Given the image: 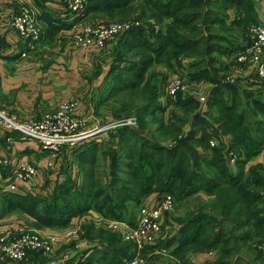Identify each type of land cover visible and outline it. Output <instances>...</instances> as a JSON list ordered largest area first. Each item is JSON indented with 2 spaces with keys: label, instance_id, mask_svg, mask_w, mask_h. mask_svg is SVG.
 <instances>
[{
  "label": "trees",
  "instance_id": "obj_1",
  "mask_svg": "<svg viewBox=\"0 0 264 264\" xmlns=\"http://www.w3.org/2000/svg\"><path fill=\"white\" fill-rule=\"evenodd\" d=\"M141 1L145 8L131 6L134 0L87 1L84 13L136 9L135 19L139 21L137 26L109 42L110 48L107 44L101 50V55L109 57L111 62L101 83L104 91L100 89L96 109L109 101L110 95L116 97L140 90L145 97L134 115L140 120L139 125H143L142 119L151 115L150 111H160L171 101L169 97L164 102L160 98L168 74L151 70L156 65L167 66L173 74L185 71L189 82L211 83L206 108L202 109L198 98L192 96L178 97L179 101L174 99L175 107L187 114V118L177 117L168 125H161L158 130L164 128L168 133L161 140L150 139L143 134L142 128L129 127L126 123L105 132L104 143L108 145L105 158L109 159L107 169L111 178L108 188L95 177V171L99 170L96 160L100 148L96 138L100 136L84 138L72 147V151L65 150L64 156L68 161L73 157L74 161L86 164V171L80 168L75 177L73 167L77 169L78 166L73 162L67 175L59 173L56 184L47 183L46 187L51 191L48 194L21 195L13 190L3 191L0 216L19 211L30 217L34 215L38 220L59 223L60 227L79 211L94 209L91 213L97 215L96 210H101L105 216L118 218L114 208L120 207L119 215H122V207L128 201H137L146 195L159 199L160 195L171 194L177 199L175 209L179 213L169 218L176 230L164 245H173L169 256L175 264H185V254L189 251L204 253L210 250H216L217 255L204 264H264V253L261 252L264 247V206H260L264 205V197L260 194L264 188V175L253 174L254 165L249 166V172L245 169L248 160L264 146V118H249L244 109H239L244 100L246 110L264 115V99L251 89L242 90L238 84L224 81L230 65L219 62L218 55L233 46L228 36L233 27L246 34L249 24L255 22L250 0ZM63 2L65 4L66 0ZM147 10L151 11L154 20L142 22ZM230 11L235 13L233 20H229ZM0 37L1 50L7 44ZM180 57L191 59L185 70L177 67ZM101 70L97 65L93 75L98 76ZM225 92L231 95L230 102L224 99ZM212 111L216 115H212ZM109 115L117 118L131 116V112L122 116L109 112ZM218 129L231 136L230 147L238 152L233 165L235 171L224 159L226 146L222 142L215 146L209 144L211 137L218 139ZM122 147L126 148L124 155L119 151ZM199 148L212 155L207 156ZM119 173L129 175L130 180L121 182ZM248 173L252 174V181H249ZM205 194L211 199L206 200ZM192 197H195L193 205L187 202ZM50 200L53 207L47 215L36 214V210L44 208ZM186 204L191 208L185 210ZM93 229L94 226L86 225L83 227L85 233H80V237L90 240L87 244L93 247L84 250L79 259L71 258L70 263L125 264L134 255V245L117 232L95 234ZM160 242L161 239L158 246H162ZM245 252H251V258L243 260ZM38 257L48 264V258L38 251L28 252L25 260L17 264H40Z\"/></svg>",
  "mask_w": 264,
  "mask_h": 264
},
{
  "label": "crops",
  "instance_id": "obj_2",
  "mask_svg": "<svg viewBox=\"0 0 264 264\" xmlns=\"http://www.w3.org/2000/svg\"><path fill=\"white\" fill-rule=\"evenodd\" d=\"M250 3L254 12L255 22L250 23L249 26L254 24L264 27V0H250ZM0 5L2 11L10 10L12 8V0H0ZM36 5L41 7L42 36L34 49L26 51L25 56L20 55V51L25 46L19 36L15 32L11 34L10 30H1L0 35L4 38L7 46L0 50V106L8 108L10 112L20 117H39L48 111L56 109L66 100L76 99L80 106V110L76 114L86 116V121L87 119H89L88 122L98 120L101 122L96 125L98 127L114 121L111 119L109 112L96 113V117H94V114L91 115L92 111L97 112L96 106L91 101L86 102L91 99L93 94L98 93L97 87L102 83L103 77L108 72L111 62L110 58L102 56L101 49L94 46L89 47V49H75L67 41L68 30L72 28L74 30L75 18L67 12L63 0H37ZM228 14L229 20H233L236 17L233 11ZM249 26L246 34L238 32L236 30L237 27H233V31L229 32L228 36L232 39V45L235 47L232 48V46L226 52L218 54L219 62L223 64L233 63L234 56L238 52L234 51L249 44ZM111 45V43L108 44L107 48H110ZM103 57L105 58L103 63H101L100 61ZM184 60H186L185 65H187L191 59L184 58ZM97 65H100L102 70L98 76H94L93 71ZM228 69L227 76L231 79V75L236 70L231 66ZM237 76L238 85L242 90L251 89L256 96L264 99V80H260L254 75L249 77L247 70L242 71L241 74L238 72ZM198 82H203L207 90L212 87L209 82L202 80ZM83 110L89 111V113L81 114L80 112ZM212 115H216V113L212 111ZM91 116L93 118H89ZM5 131L0 127V155L7 156L9 163H11L6 167L0 168V194L2 190H9L8 178H11L10 170L13 165H16L21 160L23 161L31 156L29 159H33L32 161L37 163L38 172H43L46 168V156L44 157L41 154L42 151L35 141L15 138ZM250 165L264 167V146H262L258 154L248 160L245 169ZM55 166L52 172L56 174L51 175L53 178H49L48 184L59 180V158L55 161ZM230 168L235 171L233 165ZM15 184L16 188L13 192L21 195L33 193L36 188L30 183L21 182V180H15ZM4 214L6 215L0 216V230L13 226L14 222L25 224L22 220L17 219H26V214L23 212L11 211ZM93 215L97 217V215ZM27 217H29L27 218L28 220H31L30 216L27 215ZM162 218L161 224L163 226L164 219ZM67 233L68 231L64 235ZM85 247L89 249L93 246L88 244L83 249H86ZM133 251L135 252L134 247ZM201 257L197 256L198 259Z\"/></svg>",
  "mask_w": 264,
  "mask_h": 264
},
{
  "label": "built area",
  "instance_id": "obj_3",
  "mask_svg": "<svg viewBox=\"0 0 264 264\" xmlns=\"http://www.w3.org/2000/svg\"><path fill=\"white\" fill-rule=\"evenodd\" d=\"M20 6L16 10L3 11L0 13V33L2 29L13 30L18 34L23 41L25 48L20 51V55L25 56L28 49H34L40 42L42 31L39 25L41 12L36 5L35 0H16ZM88 0H66V10L75 16H80L87 7ZM2 11V10H1ZM139 24L138 20L126 23H104L94 21L87 23L79 30H75L72 39V44L75 48L85 49L94 46L98 49H103L107 43L114 40L119 35H122L133 26ZM6 30V32H7ZM249 44L238 51L234 56L235 65L233 68L236 71H248L250 75H254L260 80H264V27L258 25L249 26ZM185 70V69H184ZM237 75L233 73L231 80H235ZM197 86L198 100L203 109L206 105L208 90L200 91L203 82L190 83L187 80L185 71L175 73L170 78L161 95V100L164 102L168 97H174L181 91ZM175 98V97H174ZM79 103L76 100H66L62 102L58 108L53 109L38 118L32 117L26 122H18L14 117H7L3 112H0V126L6 131L17 130L24 137H28L37 141L44 149H57V144L60 141H67L69 145H75L77 142L89 137L90 135L99 134L102 130L110 127L115 128L122 123H127V120L119 122H110L99 127H93L86 132L79 129V126L86 122V116L80 119L73 120L72 115L79 110ZM225 134L210 140V145L215 146L226 140ZM73 145V146H74ZM236 158L233 155L231 161ZM237 159V158H236ZM235 162V161H234ZM233 162V163H234ZM11 163V162H10ZM9 160L0 155V167L10 164ZM232 163V162H231ZM34 174V170L29 162L20 161L13 165L8 178L9 190L16 188L15 180H25ZM11 182V183H10ZM173 209V197L171 194H164L160 199L150 205H145L139 210V217L134 225L126 222H120L119 232L121 238L131 242L134 245L135 253L128 259L125 264H149L148 261L141 255L143 248L146 245H154L156 239L161 234V218L164 212ZM70 232L68 231L67 234ZM54 236H44L37 232L26 231L22 232L19 228L0 230V263L17 264L23 261L28 252L38 251L48 257V264H57L58 258L53 257L52 251L55 243ZM155 250L160 254H168L169 249L164 246H157ZM70 254L66 253L64 257ZM202 256L197 258V256ZM216 250H210L204 253H194L190 259L193 264H198L201 260L206 261L215 258Z\"/></svg>",
  "mask_w": 264,
  "mask_h": 264
},
{
  "label": "rangeland",
  "instance_id": "obj_4",
  "mask_svg": "<svg viewBox=\"0 0 264 264\" xmlns=\"http://www.w3.org/2000/svg\"><path fill=\"white\" fill-rule=\"evenodd\" d=\"M64 5H66V4H64ZM134 5H138L139 7H141V9L146 7L145 3H143L141 0H134L133 5H131V6H134ZM19 6H20V4L16 0H12V8L9 11L16 10V9H18ZM38 8L41 12V9L39 6H38ZM67 12L70 13L69 11H67ZM150 12H151L150 10L146 11V14H145L146 16L142 22H144V21L151 22L150 21L151 19L154 20V18L151 17L152 13L150 14ZM0 13H5V12L1 11V9H0ZM138 13H140V12H138ZM136 14H137L136 9L135 10L127 9L123 12H121V11H105V10L94 12L91 10V11H87L85 13L83 12V14H81L80 16H75V23L73 24V26H74V30L76 29V31H77L81 28V26H83L87 23H90V22H94V21H101L104 23L134 22L136 20L135 17H137V16H135ZM72 16H73V14H72ZM39 25L41 28L40 18H39ZM163 28H164L163 30H165L164 26H163ZM74 30H73V28L71 30H68L69 34L66 35L67 41L71 44H72L73 36L76 32ZM13 32H14L13 30H10L11 34H14ZM111 41H109V42H111ZM50 47H51V45H50ZM75 49H77V48H75ZM85 49H87V48H85ZM185 62H186V60H184L183 57H180L178 60L177 67H180L181 70L186 69L187 66L185 65ZM229 65L231 67H233L235 65V62L234 61H233V63L230 62ZM151 70H154V71L161 70L164 74H166V75L168 74V77H167V79H166V81L162 87V93H163L164 88H165L168 80L170 78H172V76L175 73L173 74L172 71H170L167 68V66H163V65H159V66L156 65V66L152 67ZM238 72L239 71H236L233 73H235L237 75ZM241 73H242V71L240 72V74ZM147 77H145V78H147ZM237 77L235 80H231L226 75L224 78V81H229L231 83L238 84V81H237L238 78ZM190 83H193V81H190ZM195 83H198V82H195ZM143 87L144 86H142L141 88H143ZM97 89L99 90L98 93H100L101 84H99V87H97ZM102 91H104L103 88L101 89V92ZM200 91H203V92L207 91L206 85H204V83L200 87ZM93 92H96V91H93ZM98 93L93 94L91 99H88L86 102L91 101L96 106V103H97L98 98H99ZM143 94H145V93H141L140 90H135V91L132 90L130 92L121 93V94L117 95L116 97H111V95H110L109 101H107L105 104L100 105L97 112L92 111L91 115L94 114V117H96L97 116L96 113L102 114V113H106V112L107 113L112 112L114 115L122 116L123 114L131 112V116L123 115L124 117H117V118H113L111 116V119H113L114 121L117 119L116 122H119V120H127V123L125 125H127L129 127L130 126H133V127L138 126V127L142 128L141 130H142L143 134L148 135V137L150 139L161 140L162 138H166L167 134H168L164 128H161V130H158V128L161 125H168V122L174 121L175 118H177V117L187 118V114H184L181 109H179L178 107H175L174 99L179 101L178 97H180V99H182V98H187L189 96H192L194 98H198V96H199L198 92H197V86L195 84L191 88L186 89V91H183V92L179 91L176 94V96H174L175 98L169 97V98H171V101H169L170 104L167 105L165 108H163L160 111H156L154 109L152 111H150L151 115H148L146 118L142 119V120H144L145 123L140 126L139 125L140 120L138 121V119L134 115V113L136 112L138 107L141 105L140 103L143 102V100H144L145 95H143ZM101 96H103V95H101ZM224 99L227 102H230L231 101V95L228 94L227 92H225ZM73 100H76V99H73ZM86 105H88V104H86ZM124 106H126V108H124ZM204 108H206V105ZM240 108L244 109L245 114L249 118L250 117L251 118H264V115H262L260 113L254 114L253 110H246V104H245L244 100H242L241 105L239 106V109ZM107 110H109V111H107ZM0 112H3L7 117H14L16 121L21 122V123L26 122L27 120L32 118V117H28V118L20 117L17 114L10 112V110L8 108L2 107V106H0ZM85 112H86V114L89 113V111H86V110H83L80 113L83 114ZM71 117L73 120H76V119H80L82 116H79L75 113V115H72ZM34 118H38V117H34ZM89 118H93V116H91ZM88 120L89 119H87V121L83 125L79 126L80 130L88 132L91 129H93L94 126L101 123L98 120H92L90 122H88ZM100 120H103V119H100ZM114 121H111V123ZM165 123H167V124H165ZM0 126H2V125L0 124ZM119 126H121V124ZM96 127H98V126H96ZM253 127H254V125H253ZM112 129L113 128L110 127L106 130L105 129L102 130L99 134L90 135L89 137H87L88 139H90V138H95L94 136H100V137L96 138L100 148H99V151L97 154V160H96L97 169H99V170L95 171V177L99 178V180H101V182L104 183L103 187L106 186L107 188L111 184V178L109 175V171L107 169L108 165L110 164L109 159L105 158V154L108 151V145L106 143H104V139L107 136L105 132L112 130ZM146 130H147V132H146ZM5 132L9 135L14 136L15 138H23V139L32 140L28 137H24L22 135V133L17 131V130H11V131H8V132L5 131ZM218 132H219V136L223 135V133L219 129H218ZM259 133H257V135ZM87 138H85V139H87ZM214 138H215V136L211 137L209 139V144H210V140H213ZM33 141H35V140H33ZM35 142L39 146V149L42 151L41 154L44 155V157L46 156V159H45V167L46 168L43 172H40V171L38 172L37 163L33 162L32 161L33 159H29V158H31V156H29L28 158H25L23 160V161L29 162L30 165L32 166L33 170H34V174L32 176H30L29 178H27L25 180H21V182L30 183L31 185H34L33 187H36L32 194L41 195L40 192H44L46 194L49 193L50 189L47 188L46 185H47L49 178L50 177L53 178L51 175L56 174L55 172H52V171L56 167L55 161H57L58 158H59V172L60 173L62 172V173H65L67 175L70 172V170L72 169V166H73L72 163L73 162H75V164L78 166L77 169H75L73 167L74 172L76 173L75 177H78V170L80 168H82L83 171H86L88 169V166L86 164H84L83 162L82 163L76 162V161H74L73 157H72V159L69 158V161H68V160H66V157L64 156L65 150L69 149L70 151H72L73 150L72 147L76 146L78 144V142L75 145L73 144L74 145L73 146V145H69V142H67V141H60L59 140V144H57V149H55V150L54 149H44L41 147V145L37 141H35ZM230 143H231V136L227 135L226 140L223 144L226 146V149H227V153L224 156V159L228 161L229 166L234 165L233 162L238 157V152L235 150V148L233 149L230 147ZM199 150L203 153L205 152L204 154H206L207 156L212 155V153L208 150L204 151L201 148H199ZM119 151L121 154L124 155L126 152V148L123 149V147H122ZM233 155H235L236 158L234 159V161H231ZM62 156H63V158H62ZM72 156H73V152H72ZM134 156H135V154H134ZM3 157L9 159L7 156H3ZM137 157H136V159L138 160ZM37 158H35V159H37ZM118 162H120V161H118ZM140 164H142V163H139V165ZM6 166L7 165L1 166V167H6ZM254 167H256V170L254 168L251 169L253 174H255L256 176L264 175V169L261 170L260 165H254ZM205 168L210 170L208 167H205ZM249 168L250 167H246L247 172H249ZM105 169L107 170L106 172L104 171ZM91 173H93V172H91ZM248 174H246V175H248ZM38 175H40L41 178L38 177ZM79 175L81 178V174H79ZM251 175L252 174H249V176H248L249 181L253 180L252 177H250ZM63 178H64V176H63ZM119 178L122 182L124 180L125 181L130 180L131 177L129 175L119 173ZM54 183H55V181H52L49 183V185H54ZM56 183H57V180H56ZM3 191L4 190H2V192ZM50 193H51V191H50ZM260 194H262V197H264V188H262V193H260ZM162 196L160 195L159 197L161 198ZM172 197H173V209L168 210L167 212H164L162 215L163 216L162 219H164V222H163V226L161 224V228H162L161 235L155 241L156 246H154L155 244L154 245H146L143 248V252L141 253V255L148 261L149 264H175V261L172 258H170V256H169V253L173 249V245H171V247H166L164 245V242L166 241V239L172 238V236L176 230L169 223V220H168L169 218H172L178 212V210L175 209L177 199L175 200L174 196H172ZM194 198L195 197L190 198V200L188 199L187 202H189L191 205H193L194 204ZM151 199H153V200H151ZM205 199L209 200V199H211V196H207L205 194ZM51 200L47 203V205L44 208H38L36 210V212H37L36 214H44L45 213V215H47L48 210L53 207V205H51V203H52ZM157 200L158 199H156L153 195H150V196L146 195V196L141 197L137 201L136 200L135 201H128L122 207L124 209V213L122 215H119L120 207L114 208V212L118 215L117 216L118 218L112 217L108 214H107L108 216H105V215H103L104 213L101 210H96L97 217H95L91 213V210L94 211V209H91L88 211H79V212L75 213L70 218L71 219L70 222H67L65 225H62L60 227H59V223H57V224L52 223L50 220L48 222L42 221L40 218L38 220L34 215H31L30 213H28V214H30L33 217H31V220H28L27 218H29V217H27V214L25 213L26 219L17 218L19 220H22V222H24L25 224H20V223L14 222L13 226L6 227V229H4V230L19 228L22 232L31 231V232H37V233L44 235V236H54L56 239H55V243H54V247H53L54 249H53L51 255L55 258H58L59 262L57 264H59V263L60 264H72V263H70L71 258L75 259V260L79 259V256L83 253L84 250L87 249L86 247H85L86 249H83V247L87 246L89 244V243L87 244V242L90 241V240H87L86 238L80 237V233H85L83 230L84 226H86V225L94 226L93 231L95 232V234L97 232H100V231H103V233H106L108 231H111V232L114 231V232H117L121 236V233L119 232V229H118L120 226V222H126L128 224L134 225L136 223L138 217H139L138 213H139L140 208L145 206V205L153 204ZM212 200H213V198H212ZM197 201H198V199L195 202H197ZM190 204L189 205L186 204L187 206L185 205L184 209L185 210L190 209L191 208ZM260 206H264V205H260ZM3 215H6V214H3ZM17 219H15V220H17ZM165 226H167V227H165ZM67 231H69L70 233L64 235V233H66ZM160 239H161V242H160L161 245L166 247L167 249H169L168 254H160V253L155 251L158 248L157 246H158V242ZM159 246H160V244H159ZM146 248H148V249H146ZM261 252L264 253V247L261 248ZM66 253H69L70 255L68 257H64V255ZM194 253H197V252L189 251L185 254V264H193V262L190 259L195 261L194 257L193 258L191 257V255ZM29 255H28V257H29ZM249 258H251V252H248V253L245 252L242 256L243 260H247ZM37 260L39 261L40 264H44V259L42 260L40 257H38ZM206 261L201 260L198 264H204Z\"/></svg>",
  "mask_w": 264,
  "mask_h": 264
}]
</instances>
